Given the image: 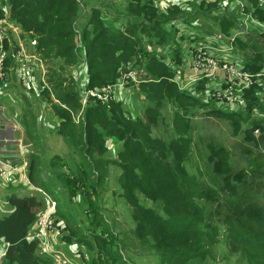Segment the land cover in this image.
Segmentation results:
<instances>
[{"label": "trees", "instance_id": "obj_1", "mask_svg": "<svg viewBox=\"0 0 264 264\" xmlns=\"http://www.w3.org/2000/svg\"><path fill=\"white\" fill-rule=\"evenodd\" d=\"M7 1L10 20L20 30V36L30 40L47 69L45 75L50 91L44 88L42 94L59 121L57 133L73 149L80 146L86 163L85 171L81 163L76 164L78 175L70 174L71 168L66 174L59 172L58 157L54 156L49 160L47 180L40 177L35 157L28 163V178L45 192L47 186L57 189L59 185L62 190L58 187V194L74 196L76 191L79 193L76 185H83L82 197L86 195L87 209L93 212L89 225L83 226L87 233L77 231L76 225L70 224L66 217L68 213L61 211L58 204L54 205L58 218L64 220L69 232L63 234V241L82 244L90 254L88 264H127L118 244L112 246L115 238L112 231L91 207L90 190L108 181L109 165L113 164L119 171L114 178L117 175L121 196L130 206L131 232L138 243L145 250L155 252L161 264H205L210 256L207 242L214 240L216 230L205 231L199 200L208 198L209 194L204 191L202 181L186 168L192 142L187 114L195 106H204L195 96L198 93H193L204 88V81L185 84L192 68L188 62H183L186 50L176 27V21L188 14L184 5L189 0L172 1L165 10L156 5L158 0ZM192 2L194 14L213 20L223 33L229 34L236 27L238 20L231 17L229 6L221 9L223 13L216 12L219 0ZM102 7L110 8L113 14L106 16ZM244 13L264 23V5L259 0H244ZM3 16L0 6V18ZM254 29L261 32L258 27ZM252 30L244 35L251 34ZM190 41L206 43L197 37ZM235 42L240 48L245 46L238 37ZM258 44L249 43L247 46L251 45L254 51L240 62V56L235 57L242 69L254 76L259 74L254 80L264 82V52L257 49ZM127 63L142 72L135 89L145 98V105L150 102L143 115L133 116L118 98L102 103L96 97H89L83 106L79 84L71 69L78 71L84 66L85 88L92 89L114 84L120 69ZM63 69H67V77L63 76ZM177 74L179 82L175 80ZM194 74L201 77L199 72ZM260 92L264 95V86L256 82L244 89L247 115L242 118L241 113L230 112L228 118L249 120ZM165 99L173 107L170 113L173 134L166 139L152 135L150 128L160 115L158 112ZM78 115L80 119L76 121ZM250 123L260 129L259 139H264V118ZM245 131L251 133L250 128ZM108 138L117 142L114 157L106 147ZM245 138L252 140V135ZM215 149L207 144L206 161L213 165L215 172H221L223 162L218 163ZM259 158L264 159V155ZM87 188L90 190H85ZM142 198L150 200L153 206L144 204ZM5 200L10 210L0 213V264H55L29 235L37 212L43 206L40 199L35 194L13 193L6 195ZM226 211L223 223L228 252L239 253L246 264H264V204L244 198L241 204L228 206Z\"/></svg>", "mask_w": 264, "mask_h": 264}, {"label": "rangeland", "instance_id": "obj_2", "mask_svg": "<svg viewBox=\"0 0 264 264\" xmlns=\"http://www.w3.org/2000/svg\"><path fill=\"white\" fill-rule=\"evenodd\" d=\"M84 1L88 2V0ZM119 1L122 2L121 0ZM171 2V0H158L156 5L161 10H165ZM191 3H193L192 0H189L184 5L188 14L176 21L177 36L185 50L192 44L190 39L197 37V39L206 40L204 44L208 45L210 55L218 54L215 49L217 47L220 54L225 58L235 60V55L237 57L239 55V62L245 55L254 51L251 45L247 46L249 43L258 42L257 49L264 52V33L255 29L252 30V28L249 30L244 28V0H219L218 7L220 9L217 8L216 12L221 11L223 13L224 10L221 9L229 6L227 10L230 12L231 17L238 20L236 27L229 34L223 33L219 25H216L213 20L205 19L204 16L197 13L194 14ZM0 6L5 19H10L8 1L0 0ZM102 11L106 16H110L114 12L107 7H102ZM251 30V34L244 35ZM16 33H13L12 41L14 39L22 42L23 48L25 47L24 50L26 52L29 51L27 38L20 36V30H18V35ZM237 37L241 43H245V46L239 47L240 45L235 42ZM192 50H189V54ZM184 60L188 62V59ZM49 65L52 64L49 63ZM22 68L24 70L21 74L18 73L19 76H26L25 85L32 89L36 88V93L26 91L25 89L27 88L20 84L18 77H15L19 81L15 80V84L12 85L10 91L11 99H3L1 103V106L6 110L7 119L0 112V128L3 129V131L0 130V155L8 160L10 159L17 166L24 162L25 167L24 170L8 173L0 184V213L4 214L10 210V205L5 200L6 195L13 193L19 196L35 194L43 203L42 208L37 212L36 223L38 224L39 220H43L45 226H49L47 233L50 239L56 243L57 247L64 252L73 264H88L90 254L82 244H77L73 241L65 243L63 241V234L68 235L69 232L65 228L64 220L58 218L55 210V206L57 207L58 204L61 211L68 213L66 217L69 219L70 224H75L77 231L80 229L84 234L87 233L83 226L89 225L93 212L87 209L86 195L82 197L83 185H76L79 193L76 191L74 196H69L68 194L60 195L57 193L59 192V185L57 189L47 186L46 192H44L42 189L37 188L28 177L26 180L23 177L25 174L27 175L28 163L32 157L36 158L37 170H39L42 180L48 179L47 175L50 172L49 160L54 156L58 157L57 169L59 172L66 174H69L68 171L71 168L73 172H70V174L78 175L76 164L81 163L85 171L86 163L84 156L79 151L81 150L80 146L77 149H73L71 144L67 143L57 133L59 121L54 116L51 105L46 101L47 98L42 94V88L38 83L40 80V69L36 71L28 66H23ZM81 68L84 71V66ZM66 70H61L64 73V77L69 75ZM71 71L73 75L78 72L77 69H71ZM138 73H142L140 69H138ZM190 77V73H188L186 84L193 83ZM203 77L205 80L201 79L199 81H204V88L199 89V92L193 91V93H198L195 96L202 101L204 106L201 108L195 106L187 114L192 128V142L190 155L186 161V168L202 181L204 191L209 194L208 198L199 200L203 209L205 231L212 232L213 228L216 230L213 235L214 240L207 242L210 256L205 264H246L239 253L228 252L223 222L225 221L228 206L241 204L244 198L264 204V159L259 158L260 155H264V139H259L260 129L253 127L250 123V121L264 118V95L261 92L259 93L261 95H259L260 100L258 99V102L254 103L249 120L233 121L228 118L230 112L241 113L242 118L247 115L246 98L243 97L246 105L245 110H240V108L234 110L226 109L224 108L226 104L224 102L220 103L219 99L217 102L221 106L217 107V105L213 104L214 100L209 98L207 94L222 85L224 89L228 85L225 81H231V78L222 70L211 73L209 76L203 75ZM45 81H48L47 76ZM254 82L261 83V86H264V82L261 80H254ZM78 84L80 87L85 88V84H82V81ZM203 84L198 87L201 88ZM136 85L137 83H133L128 84L126 87H137ZM231 86V90L228 87L227 92L230 90L232 99L237 100L240 97L239 93L235 85ZM42 87L49 90V85L47 86V84H43ZM127 91L128 89L123 91L124 95L116 98L122 102L123 108L132 115H134L133 107L137 111L136 117L143 115L144 108L150 102L145 105V98L135 88L131 89L129 95H125ZM258 104L262 106L256 107ZM172 109L170 102L165 99L158 112L160 115L156 116V122L150 125L152 135L165 139L172 136L173 128L170 118ZM211 110L219 111V113H212L210 112ZM249 128L251 133L245 131ZM251 135L252 140L245 138V136ZM208 143L216 148L214 156L218 157V163L223 162V165L219 168L221 172H215L213 165L206 161ZM116 144L117 142L114 138L106 140V147L111 150L110 155L112 157L115 156ZM118 173V169L113 164H110L108 181L98 183L94 190L85 189L90 190L93 205L91 207L98 212L100 216L98 219L103 221L112 231L115 237L112 246L118 244L124 262L127 264H161L159 256L153 251L145 250L131 232L133 227L131 209L121 196L117 182ZM115 174H117L116 179L114 178ZM29 183L33 186L28 185ZM60 189L62 190L61 187ZM141 201L146 205L153 206L150 200L142 198ZM38 228L36 227V229ZM31 231H33V226L30 233ZM1 247L0 243V250ZM77 251H82L83 254H77Z\"/></svg>", "mask_w": 264, "mask_h": 264}, {"label": "built area", "instance_id": "obj_3", "mask_svg": "<svg viewBox=\"0 0 264 264\" xmlns=\"http://www.w3.org/2000/svg\"><path fill=\"white\" fill-rule=\"evenodd\" d=\"M174 1V0H171ZM260 4L264 5V0H259ZM227 4V3H225ZM9 20V21H8ZM5 19V16L0 18V84L6 79V62H7V51L8 47L12 45V35L17 32L18 35V27H16L10 19ZM244 24L247 30L253 27H258L262 32H264V23L259 22L249 14H245ZM217 55H210L208 52V45L206 44H198L193 47L192 52L189 54L188 65L192 68L193 72L201 73V77H196L193 73L190 80L197 81L203 79V75L209 76L211 73H215L216 71L222 70L225 74H228V77L231 78V81H225L228 83L226 87L223 89V85L220 88H217L214 91L208 92L207 96L214 100L215 105L221 106L217 101L226 104V109L234 110L240 108V110H245L246 105L244 101V89L253 84L255 76L249 73L248 71L242 69L238 60H232L223 57L220 54L219 49L216 47ZM14 54L16 57H23L24 59H33L40 69V87L43 89L42 85L47 84L45 81L46 78V68L43 64L42 60L35 55L28 54L22 45V42L18 41V48L14 50ZM29 68H34V64H29ZM180 75L177 74L175 77L176 82H179ZM20 84L26 88H31L26 83V76L19 77ZM141 80L140 73H138V69L135 66H132L130 63H127L124 68H121L119 71V77L114 84H109L100 88H92L86 89L80 87V99L83 106L87 103L89 97L98 98L102 103H108L113 98H115V92H117L120 88H126L128 84L138 83ZM223 84V81H222ZM231 85H235L239 96L237 100H233L230 96L231 94ZM229 87V92H227ZM117 89V90H116ZM76 116L75 120L78 121L80 118ZM25 163L23 162L19 166H17L10 159H6L5 157L0 155V180L3 181L4 177L10 172L17 170H24ZM24 179H27V175L25 174ZM33 186L32 184H28ZM45 192V191H44ZM48 196V195H47ZM44 216V215H43ZM36 227H39L36 229ZM49 226H45L43 220H39L37 224L36 221L33 224V231L29 232L31 238L37 240L40 251L48 256L55 262V264H73L71 260L64 254V252L57 247L55 242H52L50 236L47 233V229Z\"/></svg>", "mask_w": 264, "mask_h": 264}, {"label": "crops", "instance_id": "obj_4", "mask_svg": "<svg viewBox=\"0 0 264 264\" xmlns=\"http://www.w3.org/2000/svg\"><path fill=\"white\" fill-rule=\"evenodd\" d=\"M27 42H29V44H30V40L27 41ZM29 44H27V47L30 48V50L27 51V53L30 54V55H35L36 57L39 58L38 54H36L35 50H33L34 49V48H32L33 46L31 44L30 45ZM196 44H199V43L196 42ZM196 44L192 43V44L189 45V47L195 46ZM17 48H18V41L13 39L12 45H10L8 47V51H7V62H6V64H7V66H6L7 73H6V79L0 84V108H1L0 112L2 113V115L4 117H6V119H7V116H6V113H5L6 110L1 106V103H2L3 99L4 100H6L7 98L11 99L10 91H11L12 85L15 84L14 81L18 80V78L20 77L19 74H21V72L24 70L22 67L23 66H28L29 64H34V69L36 71L39 70L38 64L33 59L26 60L23 57H16L15 54H14V50H16ZM191 49H193V48H191ZM184 57H185L184 59H188L189 58V50L186 49ZM183 62H185V60H183ZM189 73H190V76H192V74L194 72H193L192 69H190ZM15 77H18V78H15ZM75 79H77V83H81V81H82V84H85V82H86L85 69H84V71H83L82 68L78 69V72L75 75ZM197 81H199V80H197ZM192 82H194V81H192ZM185 84H183V85L181 84V86L183 87ZM132 88H136V87L130 86L128 88L126 87V88H120L118 90L116 89L117 92H115V98L118 97V96L124 95L123 91H125L126 89H128V91L125 92V95H129ZM25 90L26 91H33L34 93H36V88H33V89L32 88H27ZM133 111H134V115L133 116L137 115V111H135L134 107H133ZM3 128H4V126H3ZM0 130L3 131L2 128H0ZM1 183H2V180H0V184ZM13 184H15V183H13ZM0 188H1V185H0Z\"/></svg>", "mask_w": 264, "mask_h": 264}]
</instances>
